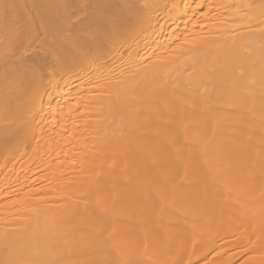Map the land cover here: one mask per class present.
I'll use <instances>...</instances> for the list:
<instances>
[{
    "label": "bare ground",
    "instance_id": "6f19581e",
    "mask_svg": "<svg viewBox=\"0 0 264 264\" xmlns=\"http://www.w3.org/2000/svg\"><path fill=\"white\" fill-rule=\"evenodd\" d=\"M0 264H264V0H0Z\"/></svg>",
    "mask_w": 264,
    "mask_h": 264
}]
</instances>
